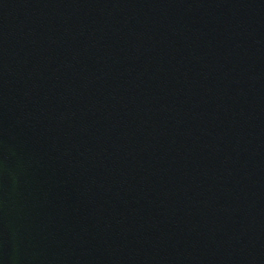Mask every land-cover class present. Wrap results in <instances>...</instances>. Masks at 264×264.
Returning <instances> with one entry per match:
<instances>
[{"label":"water","instance_id":"95a60500","mask_svg":"<svg viewBox=\"0 0 264 264\" xmlns=\"http://www.w3.org/2000/svg\"><path fill=\"white\" fill-rule=\"evenodd\" d=\"M0 264H264V0H0Z\"/></svg>","mask_w":264,"mask_h":264}]
</instances>
